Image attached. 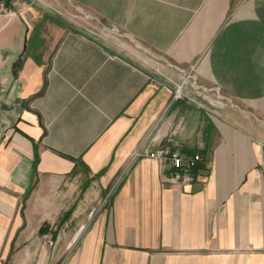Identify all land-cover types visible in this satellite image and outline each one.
Masks as SVG:
<instances>
[{"label":"crops","instance_id":"0c3cea01","mask_svg":"<svg viewBox=\"0 0 264 264\" xmlns=\"http://www.w3.org/2000/svg\"><path fill=\"white\" fill-rule=\"evenodd\" d=\"M14 1L0 264H264V0H55L102 40ZM161 147L201 156L191 184Z\"/></svg>","mask_w":264,"mask_h":264},{"label":"built area","instance_id":"2783aa9c","mask_svg":"<svg viewBox=\"0 0 264 264\" xmlns=\"http://www.w3.org/2000/svg\"><path fill=\"white\" fill-rule=\"evenodd\" d=\"M21 11L14 0H0V17L20 14ZM25 17L29 20L30 16L26 13ZM186 80V79H185ZM185 80L181 84H177L175 89V98L184 96L183 86ZM140 155L137 151L134 158ZM150 158H155L159 161L162 168L165 170L167 180L182 184H191L196 179L195 169L201 161V156H183L178 150H172L167 147H161L154 152L149 153ZM49 244L53 245V241L49 240Z\"/></svg>","mask_w":264,"mask_h":264},{"label":"rangeland","instance_id":"374dc122","mask_svg":"<svg viewBox=\"0 0 264 264\" xmlns=\"http://www.w3.org/2000/svg\"><path fill=\"white\" fill-rule=\"evenodd\" d=\"M21 3L28 5L29 7H35L37 10L47 12L59 18L63 23L68 25V27L76 28L78 31H83L92 37L102 40L107 38V35L100 30V26L88 21L78 12H73L69 6L63 9L60 5H55V0H18ZM17 6L19 4L17 3ZM30 13V12H29ZM127 52V53H126ZM125 54L131 57L138 64L149 66L148 57L141 51H126ZM160 67V65H158Z\"/></svg>","mask_w":264,"mask_h":264},{"label":"water","instance_id":"95a60500","mask_svg":"<svg viewBox=\"0 0 264 264\" xmlns=\"http://www.w3.org/2000/svg\"><path fill=\"white\" fill-rule=\"evenodd\" d=\"M188 76H189V74H188Z\"/></svg>","mask_w":264,"mask_h":264}]
</instances>
